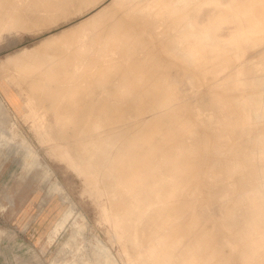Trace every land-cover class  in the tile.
<instances>
[{
  "label": "rangeland",
  "instance_id": "1",
  "mask_svg": "<svg viewBox=\"0 0 264 264\" xmlns=\"http://www.w3.org/2000/svg\"><path fill=\"white\" fill-rule=\"evenodd\" d=\"M146 1V5L144 4L146 8L148 5H152L154 4L153 2H156V0ZM125 2H128L126 3L127 5L125 4ZM263 2L264 0H260L259 2H257V4ZM129 4L130 1H121L114 4L112 3V0H0V22L3 23V25L0 26V98L3 100V107L0 110V264H143L138 252V257L136 256V250L132 246L131 239L124 237V233L120 227L121 225L113 221L111 218L113 209V195L108 193L109 189L107 187L106 181H104L106 179L103 174L98 173L97 176H92V174L90 173H85L78 166L76 158L70 151L69 147L64 144L62 140L60 141V147L54 145L53 136L49 135V133L47 132L46 120L49 111L51 114L50 119L52 118L54 120V124L56 123L58 125L59 122H63V126L66 128L60 131L63 135L66 136L71 133H80L79 127L83 125V117L88 118L90 115V93L92 91L94 98H98L97 101L99 100L98 102L95 101L96 99L94 100L95 103H97L95 108L97 111V107L101 105L100 101L102 99L105 102L109 100H112L114 102L119 98V104L124 107L122 108V111L123 113H125H121L120 115L122 117H125L121 119L123 121V124L118 123V125H121V128L122 126H125L127 128L130 127L129 129L130 131L132 129V134L135 132L132 137L135 138L136 134L137 137H139V142L136 144V148L139 151V156L143 158H139V165H143V167L145 166V170L147 171L153 169V174L164 172V175L167 173L166 175H169L170 177L174 175L177 177L175 179L178 182L175 183L174 181L173 185L174 199L172 198L170 205L168 203L165 206V210L167 213L168 211L173 209L169 212V223L172 226H175L177 222L176 225L179 224L178 226H180L181 224L182 227L184 224L183 228L185 229L186 227V231H188L187 234L190 236L189 238L187 237V240L195 237H207V246L203 250L204 252L202 251L203 257L207 258L204 259L202 257V264H225L228 262H230L231 264L233 263L232 261H234L235 264L236 262H243L241 264H264V254H261L264 253V213L263 211H260L259 213L254 215L255 213L253 211L261 208L262 206L259 202L256 201L257 198H260L258 193H254L252 191V189L254 188L253 179H255L253 171L251 172L250 170H248L249 166H246L248 165V161L244 160V157L249 155L252 160H254L258 165V168L261 169L262 167H264L263 147L256 146L254 151L246 148V146L252 145V140L257 136L256 134L257 132L259 133V130L263 129L261 131L264 132V123H262L263 127L260 124L257 128H247L246 130V126L245 124H243L245 121L244 119L243 121L241 120L243 118L241 117V108L243 111L250 114V111L252 110H260L264 102L263 83L261 81V78L264 75V43L244 40L243 37L238 35V33L235 34L234 32H232V26H227L223 31V34L225 36L232 37V40L218 41V36L216 35L218 23H214L209 26V30L212 36L215 37L214 42L227 48L225 49L224 55H222V58H212L206 65H203L204 67H202L198 63L192 62L193 64H191L188 58L186 57V61L184 58L185 56L183 57L182 54L183 51H188L190 47L189 43L191 42V40L188 37V32L179 34V40L175 43V33L178 32L179 25L173 23V20L171 22V18L169 17V15L158 14L157 12L153 13L154 15H151L149 8H147V10L145 9L146 11L142 10L143 5H140V2V11L139 8H137L136 4V7L135 5L129 7ZM5 5L7 6L6 9H4ZM126 7L127 9L125 10ZM99 10H102L103 12L99 17L94 19L93 15ZM108 10L110 12H108ZM32 11L34 13H32ZM111 11L113 14L111 13ZM146 12L148 13L146 14ZM209 13L210 10H206V15L202 17V21H208L207 16L209 15ZM122 15L123 17L121 18ZM131 15H133L134 17ZM31 16L33 17L31 18ZM165 16L168 18V20H170L169 22H167L168 20H166L167 18ZM106 19L107 21H105ZM131 21H133V25L130 24ZM128 22H130V26L128 25ZM152 27H154V29ZM234 28L236 27L234 26ZM107 29L109 30L108 35ZM150 32L151 34H149ZM126 33L128 34V37L125 35ZM152 33L154 36L152 35ZM132 34H134V36ZM53 35H58L57 40ZM48 37H51L50 40H52V43L49 39L48 41L45 40ZM117 38H120L121 40ZM125 39L126 42L123 43ZM118 40L120 43L119 46L118 43L116 44ZM44 41L47 42V44L49 43V45L47 48L45 47L46 49L44 51H42L38 60L42 61V57L44 58L48 56L50 61L48 65L45 66L40 63H32L33 60L10 62L4 64V61H6L10 56L21 54L25 51L30 52L35 49V47L38 48V45L39 47H41ZM101 45L104 48L103 52H101ZM174 46H176L175 49ZM122 47L124 50L122 49ZM161 47L162 50H160ZM172 48L173 50H178L179 52L173 51ZM177 52L178 54L176 55ZM164 54L165 57L162 56ZM239 56H241L248 62H255L257 64L255 68L258 71L257 73H253L251 75L247 74L246 77L244 76V78L246 79L245 85L244 82L240 84L238 90V92H240L241 94L238 93V97H234L235 93L232 94L231 92L225 91L222 86L226 81V77L229 76V79H231L230 75L232 76V74L235 73L234 71L236 69V63L235 65H233L234 63L230 62L231 60H228L229 57H231L233 59L232 61L234 62L236 59H238ZM181 57H183V59ZM224 57L227 60H225ZM163 59L165 60V62L168 61L167 63L170 68H168V65L164 63ZM144 60L145 62H142ZM194 60L199 61V58L195 57ZM215 61H218V65ZM214 62L216 63V66H214ZM159 63L163 65H160ZM170 64L172 66H170ZM103 65L107 67L105 68ZM133 65L136 66L135 69L133 68ZM164 65L165 67H167L165 68ZM111 66L112 68H110ZM208 66H210L209 69ZM211 67L213 68L210 69ZM215 67L216 70L214 71ZM229 67L231 68V70L229 69ZM106 69L107 75H105V79L104 75H101L102 73H104L103 71H106ZM130 70L132 71L130 75L129 73L126 74V72H130ZM192 70L193 73H191ZM159 72L161 74L165 72L166 74L161 75ZM230 72H232V74ZM139 73L141 74L139 75ZM210 73L213 74L211 75ZM121 74L124 75V77L126 76V80ZM160 75L162 76L161 78L158 77ZM186 75H188L187 77L190 81L188 82L189 84L186 83ZM101 77L103 78L101 79ZM208 77L210 78L209 81L212 80V83L213 81L217 82V87L215 82L214 84H212L208 81ZM213 77L215 78V80H213ZM233 78H235L234 75L232 79ZM120 79L122 80V82L125 80L126 83L124 81L123 84H121L122 82ZM146 79L147 81L145 83ZM217 79H220L222 81H217ZM136 80L138 81L136 82ZM176 81L177 84H175ZM220 82L222 83L220 84ZM117 83L118 85H116ZM132 83H134V86L132 85ZM149 83L151 84V88ZM161 83L164 86L166 85L165 87L167 88H164V86L162 87ZM178 84H180V86ZM108 86L109 89L107 88ZM176 86H178L179 91L178 89H176ZM113 87L118 90L117 95H119V97H115L117 90ZM203 87L206 89H203ZM147 88L150 91L147 90ZM184 88L185 92L183 91ZM120 89L122 92H120ZM132 89L136 90L132 91ZM207 89H209L210 91ZM258 89H260V92ZM76 90H78V92H76ZM97 90L100 91L98 92ZM200 90L201 92L203 91V93L205 92V90L209 92H205V94L202 93L201 96ZM251 90L253 92H249ZM198 91L200 95L199 98L197 95ZM219 91H222L221 93L224 92V94L218 93ZM162 92L165 96L162 94ZM137 93L139 94L138 99H136L138 96ZM140 93L142 97H140ZM190 93H194L193 98L197 95L196 99L191 98ZM94 94L98 95V97ZM170 94L176 96H172ZM231 94L233 96H231ZM30 95L37 97L42 102L43 107H40L37 103L29 104L31 99ZM168 95L170 96L167 98ZM203 95H206V97L204 98ZM208 95L210 97H208ZM187 96L193 99V101H190L189 99L187 102ZM104 97L106 98V100H104ZM143 97L146 98L144 99V102L142 101ZM228 97L231 98V101H233L234 104H232L233 102H229ZM155 98L157 100H155ZM174 98L177 100V102ZM232 98L234 99L232 100ZM61 99L64 100V103H67L65 106H63V109L62 106L59 108ZM164 99L166 100L164 101ZM222 99L223 101L225 100L224 103ZM127 100L129 103H127ZM206 100L209 104L206 102ZM139 101L140 105H138ZM179 101L182 103V105H180L181 103L179 104ZM183 101H186V105ZM130 102H132V104L134 103V105L132 106ZM149 102L153 104L151 105ZM236 102H238L239 104ZM146 104L148 105V107ZM173 104L175 105V107ZM187 104L189 105V108ZM215 104L218 105L216 106ZM170 105L173 106L170 107ZM213 105H215L216 108ZM138 106H140L142 110L138 109ZM150 107L152 108V110ZM166 107H170L171 110L169 109V111H167L168 108ZM46 108L48 109V111ZM125 108L126 110H128V108L131 109L132 111H134V113L131 110L126 111ZM59 109L61 114H59ZM84 109L86 110V113L85 111H83ZM177 109L179 112L177 111ZM190 109L194 112H191ZM96 110L95 112H97ZM161 110L162 113H160ZM187 110L190 113H188ZM231 111L232 113H230ZM70 112L75 115V119L73 122H70L67 119V116L71 114ZM127 112L130 114H128ZM149 112L150 115H152L151 117L149 115ZM3 113L4 115H6L4 116ZM126 113L128 115H126ZM132 114L136 115L134 116L136 118H134ZM52 115H55V118ZM129 115L134 118V120L132 121L133 123L130 121L133 118H131V116ZM157 115H159L158 119ZM172 115H174V117ZM186 115H188V119H186ZM143 117L146 119L143 120ZM147 117L149 119H147ZM203 117H205V119L207 120H205ZM155 118L157 119V121ZM175 119H178V121H176ZM38 120L39 123H37ZM193 120H195V122H193ZM117 121H119V119ZM137 121L140 123H138ZM164 121H166L167 123L165 122L164 124ZM172 121H174L173 124L171 123ZM237 121L240 122L238 123ZM113 122L116 121L113 120ZM142 123H145L146 125L143 127ZM175 123H177L176 125L179 126H176ZM147 125L150 129H148ZM155 125L158 126L155 127ZM133 126L136 127L134 132ZM171 127H173L174 129ZM201 127H204L205 130L203 131ZM151 129L153 130V132ZM201 129L203 131L201 133L202 135L203 133L206 135L208 132L209 134H207L206 136L204 135V137L201 134H199L201 137L198 134H195V136L199 137V139L193 136L195 133L194 131H199L200 133ZM169 130H171L172 132ZM185 131L186 133L190 134L184 133ZM229 131H232L230 132L232 133L231 135L230 133H228ZM237 131L240 133L237 134ZM182 132L186 135L184 136ZM249 132L250 134L247 135V133ZM180 133L182 135H180ZM217 133L219 137L217 136ZM235 133L238 136L235 135ZM143 134H147L146 137L142 136ZM167 134L170 135L167 136ZM243 134L247 137H244ZM155 136L156 139H154ZM179 136H182V139L179 138ZM211 136L214 139V141H212L213 144L211 143ZM147 137L149 138L146 139ZM248 137H250V140L248 139ZM24 139L28 140L33 148L38 152L41 164L33 162V155L29 154L28 147L25 145ZM144 139L146 141H144ZM149 139H151V142ZM64 140H70V138H64ZM163 140L166 143H164V145ZM188 140H190L191 142ZM198 140V143L200 144H197L196 141ZM170 142H172L173 145ZM145 143V146H140V151L139 145H144ZM231 144H233V146H231ZM152 145H154V147ZM158 145H162L161 149H158L160 148ZM170 145H172V147ZM188 145L191 147V150H189L190 147H188ZM199 145L200 148H198ZM212 146H214V149ZM152 148H156L155 150L157 152ZM175 149L178 150L176 151ZM226 149L230 150L227 151ZM210 150L211 152L209 154ZM169 151L173 152L171 153ZM150 152H153L152 154L154 156ZM140 153H142V156L140 155ZM189 154H192V157ZM168 155L171 157H169ZM208 156L210 159L208 158ZM146 158L149 159L148 164L151 159V164L147 165V161L144 162V159L147 160ZM192 158L193 160H195V158L197 159L195 160V163ZM166 159L169 160V162ZM181 159L183 161H181ZM176 162H178L177 165H180L179 167H177ZM179 162L182 164H179ZM184 163L185 165H188L187 167L189 168H187ZM188 163H191V165ZM192 163L195 164V166L192 165ZM197 165H199V167ZM183 166L187 168L186 171ZM193 166L197 170L194 169ZM153 167L159 169H154ZM204 169L208 172V174H206L207 172ZM214 169H216L217 171ZM210 170H214L216 172ZM222 170H224V172ZM240 173H242V175L244 174L243 177L242 175H240ZM215 174L216 176H214ZM249 174L251 176H249ZM150 176L151 177L149 178L148 175L147 178L152 179L153 175L150 174ZM179 176L180 178H178ZM188 178H190L191 180H188ZM237 179L241 180V182H238ZM197 180L200 184H202L200 185ZM206 180L207 182H204ZM56 182L60 183V185H62L66 189L67 193L72 199L75 209L70 207L71 205L69 202L63 201L62 195L58 190H56ZM194 183L195 185H191ZM236 183H238L239 185ZM178 184H180V186ZM183 184L184 186L185 184L186 186H189V193L188 189H186V186L184 187ZM235 185H237V187ZM241 188H245L244 191L246 192L244 193ZM246 188L249 190H247ZM202 189L204 190V192L207 190L205 194H209H207L208 196H206V198H204L205 195H203V193L201 194V192L203 191ZM211 194L214 195V197ZM110 196L112 198H110ZM238 196H241V200L243 199L242 201L245 203H242V201L239 200L240 198ZM209 198L212 200H209ZM207 200L209 202L211 201L209 205V202ZM215 200L218 201H216L217 205L215 204ZM213 204L215 205V207ZM127 205L128 203L125 200L124 196L121 193H118L115 196V206L117 209H119L118 211H121V208ZM168 205L170 206V208ZM212 206L214 210H212ZM216 206H218V208ZM204 207L207 208L205 209ZM216 208L218 209V211ZM236 208L237 210L235 211L234 209ZM198 209H201L202 212ZM186 211L189 214L186 213ZM261 212L262 214H260ZM79 213L83 216H79ZM173 213L175 214L173 215ZM210 213L213 214H211L212 217L210 216V219H208L207 216H209ZM217 213L220 217H217L218 215L215 216V214ZM230 213L232 215L234 214L235 216H231ZM247 215L249 216L247 217ZM252 215L256 217H254L253 219V217H251ZM228 216H231L235 219H232L231 217L229 219ZM190 217L193 219L196 217V219L194 220L195 224L199 219L197 222L198 225H194V221H192L193 219L189 220ZM215 218H217V220L220 218L218 220L219 224L217 223L218 221ZM221 218L222 222H220ZM223 218L225 219V222L227 221L226 223H224V226ZM202 223L204 225L200 227ZM214 223H217L218 225ZM211 224L213 225L211 226L212 228L210 227ZM218 227V230H220L219 233L217 230ZM222 229L223 232H221ZM224 229L226 230V233H231H228L229 235H231V238L234 237L232 240L238 239L237 241L235 240V242L241 243L242 247L240 244H236L231 239L229 240L228 238L230 237L227 236L228 234L225 235L226 233H224ZM238 229L239 231H241V233H239ZM198 230L199 232L197 233ZM218 234L219 236H217ZM222 234L227 237L225 238V236H222ZM248 234H251V236ZM220 235L222 236V238ZM211 236L213 239L211 238ZM241 237L243 238V240ZM214 239L216 242L215 245L213 241ZM245 239H248L250 242H247L248 240ZM216 240L218 241V243ZM222 241L229 249L224 246V243ZM249 246H251L252 249ZM130 247L131 249H133L131 250ZM105 248L109 251L108 255L106 254ZM215 248L217 249L215 250ZM242 249L245 250L246 253L243 252ZM239 250H241V255L240 252L238 253ZM133 251L135 252L133 253ZM209 252L213 254L210 255ZM207 253L209 254V256L207 255ZM227 253L229 254L228 257ZM238 254L239 257L237 256ZM208 257H210L211 259H208Z\"/></svg>",
  "mask_w": 264,
  "mask_h": 264
},
{
  "label": "bare ground",
  "instance_id": "2",
  "mask_svg": "<svg viewBox=\"0 0 264 264\" xmlns=\"http://www.w3.org/2000/svg\"><path fill=\"white\" fill-rule=\"evenodd\" d=\"M8 1V0H7ZM81 1V0H80ZM104 1V0H103ZM121 1H130V4H129V7L130 6H132V5H137V8H139V2H140V5L142 4L143 6H142V10H147V8H149V11H150V13H151V15L153 14V13H155V12H157L158 14H164V15H169V17L171 18V22H172V20L174 21L173 23H176V25L178 24L179 25V30H178V32L177 33H175L176 34V36H175V39H174V41H175V43L176 42H178V40H179V34H182V33H186V32H188V37L190 38V40H191V42L189 43L190 44V47H189V49H188V51H186V52H182V54H183V57L185 58V60L187 61V59H186V57L188 58V60L190 61V63L191 64H193V63H198L199 65H201L202 67H204L203 65H206L212 58L214 59V58H217V57H221L222 58V55H224V53H225V49H227L226 47H224V46H222V45H219V44H217L216 42H214V39H215V37L214 36H212V34H211V32H210V30H209V26L210 25H212V24H214V23H218L217 24V39H218V41H220V40H225V41H231L232 40V37H228V36H225L224 34H223V31H224V29L227 27V26H232V32H234L235 34L236 33H238V35L239 36H241V37H243V39L244 40H246V41H250V42H258V43H264V2L263 3H260V4H257V2H259L260 0H156V2H153L154 4H152V5H148L147 6V8L144 6V4H145V1L146 0H112V3H114V4H116L117 2H121ZM12 2V1H11ZM147 2V1H146ZM126 3H128V2H125V4ZM88 4V3H87ZM7 5V4H6ZM4 6V9H6V7L7 6ZM48 5V4H47ZM76 5V4H75ZM99 5V4H98ZM110 5V4H109ZM127 5V4H126ZM136 5H135V7H136ZM146 5V4H145ZM51 6V5H50ZM16 7V6H15ZM86 7V6H85ZM112 7V6H111ZM21 8V7H20ZM63 8V7H62ZM109 8V7H108ZM41 9V8H40ZM51 9V8H50ZM66 9V8H65ZM69 9V8H68ZM127 9V7L125 8V10ZM7 10H8V8H7ZM89 10V9H88ZM113 10V9H112ZM116 10V9H115ZM141 10V11H142ZM145 10V11H146ZM206 10H210V13H209V15L207 16L208 17V21H202V17H204L206 14ZM43 11V10H42ZM45 11V10H44ZM64 11V10H63ZM117 11V10H116ZM119 11V10H118ZM139 11H140V8H139ZM103 11L102 10H99L98 12H96L94 15H93V18L94 19H96L97 17H99L100 15H101V13H102ZM108 12H110L109 10H108ZM120 12V11H119ZM125 12H127V11H125ZM138 12V11H137ZM0 13H1V11H0ZM5 13V12H4ZM32 13H34L33 11H32ZM46 13V12H45ZM111 13H112V11H111ZM123 13V12H122ZM148 12H146V14H147ZM19 14H20V10H19ZM30 14V13H29ZM113 14V13H112ZM128 14V13H127ZM145 14V15H146ZM3 15V14H2ZM91 15V16H92ZM121 15V14H120ZM119 15V16H120ZM138 15V14H137ZM145 15H143V16H145ZM154 15V14H153ZM112 16V15H111ZM131 16H133V15H131ZM20 17H21V15H20ZM33 16H31V18H32ZM123 17V15L121 16V18ZM134 17V16H133ZM147 17V16H146ZM155 17H157V16H155ZM166 17V16H165ZM19 18V17H18ZM30 18V19H31ZM35 18V17H34ZM45 18V17H44ZM69 18V17H68ZM91 18V17H90ZM107 18H108V16H107ZM167 18V17H166ZM52 19V18H51ZM87 19V18H86ZM135 19H136V17H135ZM135 19H134V21H135ZM156 19H158V18H156ZM20 20V19H19ZM47 20H48V18H47ZM92 20V19H91ZM131 20V19H130ZM150 20V19H149ZM166 20H168V18L166 19ZM105 21H107V19L105 20ZM105 21H104V23H105ZM136 21H138V20H136ZM170 20H168L167 22H169ZM17 22H18V20H17ZM123 22V21H122ZM140 22V21H139ZM142 22V21H141ZM170 22V23H171ZM108 23V22H107ZM129 23L130 22H128V25H129ZM133 23V21H131V23L130 24H132ZM120 24H121V22H120ZM136 24V23H135ZM134 24V25H135ZM138 24V23H137ZM1 25H3V23L2 22H0V26ZM58 25V24H57ZM133 25V24H132ZM147 25V24H146ZM170 25V24H169ZM15 26H16V24H15ZM14 26V27H15ZM19 26V25H18ZM32 26V25H31ZM34 26V25H33ZM85 26V25H84ZM130 26V25H129ZM145 26V25H144ZM234 26L236 27V28H234ZM13 27V26H12ZM81 27V26H80ZM79 27V28H80ZM108 27V26H107ZM137 27V26H136ZM128 28V27H127ZM153 29H154V27H152ZM234 28V29H233ZM247 28H249V29H247ZM15 29V28H14ZM67 29V28H66ZM125 29H126V27H125ZM148 29H149V27H148ZM151 30V29H150ZM108 29H107V35H108ZM140 31V30H139ZM80 32H81V30H80ZM72 33V32H71ZM77 33H78V31H77ZM105 33H106V29H105ZM149 34H151V32L149 33ZM1 35V34H0ZM69 35H70V33H69ZM106 35V34H105ZM126 36L128 35L127 33L125 34ZM124 35V36H125ZM133 36H134V34H132ZM152 35H153V33H152ZM157 35V34H156ZM167 35V34H166ZM54 36V35H53ZM57 36L58 35H55L54 37H56V40H57ZM77 36V35H76ZM125 36V37H126ZM139 36V35H138ZM154 36V35H153ZM182 36V35H181ZM59 37H60V35H59ZM72 37V36H71ZM102 37V36H101ZM128 37V36H127ZM126 37V38H127ZM173 37H174V35H173ZM51 38V37H50ZM50 38L48 37V38H44L45 40H47L48 41V39L50 40ZM73 38V37H72ZM103 38V37H102ZM238 38V37H237ZM59 39V38H58ZM64 39V38H63ZM117 39H120V38H117ZM129 39H130V36H129ZM60 40V39H59ZM121 40V39H120ZM150 40V39H149ZM51 41V43H52V40H50ZM54 41H55V38H54ZM71 41V40H70ZM124 41V40H123ZM147 41H148V38H147ZM154 41V40H153ZM68 42H69V39H68ZM126 42V39H125V41L123 42V43H125ZM146 42V41H145ZM151 42H152V40H151ZM167 42V41H166ZM42 43V42H41ZM71 43V42H70ZM118 43V46L120 45V43H119V40L116 42V44ZM46 44H47V42H45L44 41V43L41 45V47H39V45H38V48L37 47H35V49H33L32 51H25V52H23V53H21V54H16V55H13V56H10L6 61H4V64L5 63H10V62H21V61H25V60H33L32 61V63H40V64H42V65H48V63L50 62L49 61V58H48V56H46V57H42V61H39L38 60V58L40 57V55H41V53H42V51H44L47 47H48V45H49V43L47 44V46H46ZM106 44H107V40H106ZM122 44V43H121ZM127 44V43H126ZM149 44H150V42H149ZM157 44V43H156ZM155 44V45H156ZM165 44V43H164ZM178 44V43H177ZM124 45V44H123ZM158 45V44H157ZM239 45V44H238ZM166 46V45H165ZM46 47V48H45ZM132 47V46H131ZM152 47V46H151ZM178 47V46H177ZM100 48H101V52H103L104 51V48L102 47V45L100 46ZM116 48V47H115ZM118 48V47H117ZM171 48V47H170ZM169 48V49H170ZM176 48V46H174V49ZM78 49V48H77ZM122 49H123V47H122ZM127 49V48H126ZM134 49V48H133ZM180 49H181V47H180ZM66 50H67V46H66ZM124 50V49H123ZM122 50V51H123ZM160 50H162V47L160 48ZM172 50H173V48H172ZM76 51V50H75ZM173 51H175V50H173ZM172 51V52H173ZM176 51H178V50H176ZM175 51V52H176ZM84 52V51H83ZM132 52V51H131ZM162 52V51H161ZM164 52V51H163ZM179 52V51H178ZM178 52L176 53V55L178 54ZM124 53H125V51H124ZM130 53V52H129ZM137 53H138V51H137ZM68 54V53H67ZM72 54H73V52H72ZM154 54V53H153ZM159 54H161V53H159ZM166 54V53H165ZM165 54L164 55H162L163 57H165ZM227 54V53H226ZM225 54V55H226ZM145 55V54H144ZM143 55V56H144ZM173 55H174V53H173ZM229 55V54H228ZM227 55V56H228ZM233 55V54H232ZM92 56V55H91ZM161 56V55H160ZM166 56H168V55H166ZM169 56H172V55H169ZM179 56V55H178ZM180 56H182V55H180ZM226 56V57H227ZM235 56V55H234ZM64 57H66V56H64ZM174 57V56H173ZM176 57V56H175ZM183 57H181L182 59H183ZM195 57H198L199 58V61H195L194 60V58ZM34 58V59H33ZM76 58V57H75ZM91 58H93V57H91ZM130 58V57H129ZM181 58H180V60H181ZM225 58V57H224ZM236 58V57H235ZM128 59V58H127ZM126 59V60H127ZM160 59V58H159ZM165 59V58H164ZM163 59V60H164ZM169 59V58H168ZM138 60V59H137ZM155 60H156V58H155ZM223 60V59H222ZM221 60V61H222ZM225 60H227L226 58H225ZM228 60H231L230 62H232V63H234L233 65H235V63H236V69H235V73L234 74H232V72H230L231 74H232V76L230 75V78L231 79H229V76H227L228 77V80H227V77H226V83L224 82V84H223V86H222V88H224V90L225 91H228V92H231L232 94L233 93H235L234 94V97H238L237 96V94L238 93H240V92H238V90H239V86H240V84H242L243 82H244V85H245V81H246V79L244 78V76L246 77V75L248 74H253V73H257V71L258 70H256V68H255V66L257 65L255 62H248V61H246V60H244L241 56H239L238 57V59H236L234 62L232 61L233 59L231 58V57H229V59ZM84 61V60H83ZM90 61V60H89ZM184 61V60H183ZM185 61V62H186ZM189 61H188V63H189ZM137 62V61H136ZM142 62H145V60L144 61H142ZM168 61H166L165 62V60H164V63L166 64V65H168V63H167ZM171 62V61H170ZM182 62V61H181ZM193 62V63H192ZM216 63H217V65H218V61H215ZM214 62V63H215ZM220 62V61H219ZM226 62V61H225ZM228 62V61H227ZM91 63V62H90ZM162 63V62H161ZM161 63H159L160 65H163V64H161ZM174 63H176V62H174ZM173 63V64H174ZM180 63V62H179ZM213 63V64H214ZM216 63L214 64V66H216ZM229 63V62H228ZM108 64V63H107ZM139 64H141V63H139ZM138 64V65H139ZM146 64H147V62H146ZM151 64V63H150ZM150 64H149V66H150ZM181 64V63H180ZM179 64V65H180ZM88 65V64H87ZM143 65V64H142ZM177 65V64H176ZM179 65H178V68H179ZM184 65H185V63H184ZM187 65V64H186ZM224 65H227V64H224ZM223 65V66H224ZM229 65V64H228ZM104 66V65H103ZM134 66V65H133ZM159 66V65H158ZM170 66H172L171 64H170ZM175 66V65H174ZM173 66V67H174ZM181 66V65H180ZM211 66H212V64H211ZM220 66V65H219ZM105 68L107 67V66H104ZM114 67V66H113ZM164 67H165V65H164ZM167 67V66H166ZM165 67V68H166ZM209 67L210 66H208V69H209ZM222 67V66H221ZM232 67V66H231ZM110 68H112V66L110 67ZM115 68H116V66H115ZM134 69L136 68V66H134L133 67ZM154 68H155V66H154ZM153 68V69H154ZM168 68H170L169 67V65H168ZM182 68V67H181ZM189 68V67H188ZM213 67H211L210 69H212ZM220 68V67H219ZM218 68V69H219ZM235 68V67H234ZM94 69V68H93ZM137 69H138V67H137ZM136 69V70H137ZM161 69V68H160ZM183 69H184V67H183ZM229 69L231 70V68L229 67ZM111 70V69H110ZM113 70V69H112ZM135 70V71H136ZM170 70V69H169ZM185 70H186V68H185ZM184 70V71H185ZM216 70V67H215V69H214V71ZM119 71V70H118ZM134 71V70H133ZM162 71V70H161ZM180 71V70H179ZM205 71H206V69H205ZM213 71V70H212ZM104 73H102V75L101 76H103L104 75V77H105V79H106V76L105 75H107V69H106V71H103ZM132 71L130 70V72L129 71H127L126 72V74L127 73H129V75H130V73H131ZM163 72V71H162ZM177 72V71H176ZM181 72V71H180ZM190 72V71H189ZM113 73V72H112ZM124 73V72H123ZM135 73V72H134ZM160 73V72H159ZM183 73V72H182ZM187 73V72H186ZM191 73H193V70H192V72ZM208 73V72H207ZM216 73V72H215ZM114 74V73H113ZM118 74V73H117ZM120 74V73H119ZM125 74V75H126ZM141 73H139V75H140ZM155 74H156V71H155ZM161 74V73H160ZM162 74H166L165 72L164 73H162ZM161 74V75H162ZM200 74V73H199ZM202 74V73H201ZM211 74V73H210ZM213 74V73H212ZM211 74V75H212ZM100 75H98V76H100ZM108 75H109V73H108ZM111 75V74H110ZM122 75V74H121ZM137 75V74H136ZM145 75H146V73H145ZM158 76V77H162V76ZM173 75V74H172ZM233 75H234V77L235 78H233L232 79V77H233ZM123 77H124V75H122ZM188 75H186V77H187ZM193 76V75H192ZM203 76V75H202ZM122 77V78H123ZM126 77V76H125ZM125 77H124V79H125ZM134 77V76H133ZM154 77V76H153ZM164 77V76H163ZM176 77V76H175ZM201 77V76H200ZM103 77H101V79H102ZM121 78V79H122ZM129 78V77H128ZM127 78V79H128ZM136 78H137V76H136ZM140 78V77H139ZM157 78V77H156ZM190 78V77H189ZM203 78V77H202ZM100 79V80H101ZM109 79V78H108ZM120 79V80H121ZM123 79V80H124ZM186 79V78H185ZM184 79V80H185ZM187 79H188V77H187ZM186 79V83L187 84H189L188 82H190L189 81V79L187 80ZM209 77H208V81H209ZM98 80V79H97ZM126 80V79H125ZM124 80V81H125ZM151 80V79H150ZM157 80V79H156ZM163 80H164V78H163ZM204 80V79H203ZM202 80V81H203ZM213 80H215V78L213 77ZM218 80H220V79H217V81ZM123 81V82H124ZM135 81V80H134ZM133 81V82H134ZM138 80H136V82H137ZM146 81H147V79L145 80V83H146ZM206 81V80H205ZM212 81V80H211ZM211 81H209V82H211ZM220 81H222V80H220ZM223 81H224V79H223ZM261 81H262V83H263V90H264V75H263V77L261 78ZM121 82H122V80H121ZM123 82L121 83V84H123ZM174 82V81H173ZM172 82V83H173ZM181 82V81H180ZM214 82L216 83V87H217V82L216 81H213V83L212 84H214ZM125 83H126V81H125ZM152 83V82H151ZM183 83H184V81H183ZM222 82H220V84H221ZM130 84V83H129ZM134 83H132V85H133ZM150 84V83H149ZM162 84V83H161ZM175 84H177V81H176V83ZM203 84H204V82H203ZM219 84V85H220ZM116 85H118V83L116 84ZM132 85H130V86H132ZM157 85V84H156ZM179 86H180V84H178ZM219 85H218V87H219ZM75 86H77V85H75ZM120 86V85H119ZM134 86V85H133ZM136 86V85H135ZM164 85L162 84V87H163ZM166 86V85H165ZM164 86V88H167V87H165ZM187 86V85H186ZM191 86V85H190ZM189 86V87H190ZM209 86H211V85H209ZM87 87V86H86ZM177 88L176 89H178V91H179V88H178V86H176ZM192 87V86H191ZM194 87V86H193ZM196 87V86H195ZM205 87V86H204ZM203 87V89H206V88H204ZM85 88V87H84ZM88 88V87H87ZM108 89H109V86L107 87ZM112 88V87H111ZM113 88H115V87H113ZM120 88V87H119ZM133 88H135V87H133ZM145 88H146V86H145ZM145 88H142V89H145ZM150 88H151V84H150ZM153 88V87H152ZM155 88V87H154ZM164 88H163V90H164ZM188 88V87H187ZM199 88V87H198ZM116 89V88H115ZM114 89V90H115ZM182 89V88H181ZM202 89V90H203ZM86 90V89H85ZM88 90V89H87ZM94 90V89H93ZM107 90V89H106ZM117 90V89H116ZM133 90H136V89H132V91ZM147 90H149L148 88H147ZM157 90V89H156ZM191 90H192V88H191ZM207 90H209V89H207ZM255 90V89H254ZM259 90V92H260V89H258ZM258 90H256V91H258ZM263 90H261V91H263ZM98 91V90H97ZM96 91V92H97ZM100 91V90H99ZM98 91V92H99ZM110 91V90H109ZM113 91V90H112ZM150 91V90H149ZM159 91V90H158ZM169 91V90H168ZM183 91L185 92V88L183 89ZM187 91V90H186ZM204 91V90H203ZM203 91L201 92V90H200V92H201V96H202V93H203ZM210 91V90H209ZM209 91H206L205 90V92H209ZM75 92V91H74ZM76 92H78V90H76ZM83 92H84V89H83ZM93 92V91H92ZM90 93L91 94V100H90V103H91V109H90V111H89V113H90V115H89V117L88 118H85V117H83V122H82V126L81 127H79V130H80V133H77V134H69V135H63L60 131H62L65 127L63 126V122H59V124L57 125L56 123L54 124V120L51 118L50 119V116H51V114H50V112L48 111V109H47V111H48V117H47V120H46V128H47V132L49 133V135H52L53 136V138H54V142H53V144L54 145H56V146H58V147H60V141L62 140V142L64 143V144H66L68 147H69V149H70V151L72 152V154L75 156V158H76V161H77V164H78V166L85 172V173H90V174H92V176H97V174L98 173H102L103 174V176L105 177V179L106 180H104V181H106V184H107V187H108V189H109V191H108V193H110V194H112L113 195V209H112V214H111V218H112V220L113 221H115V222H117V223H119L121 226V230L123 231V235H124V237L125 238H130L131 239V243H132V246L134 247V249L136 250V256L138 255L137 254V252L139 253V257H141V260H142V263L143 264H200V261H201V264L203 263L202 262V260L201 259H203L204 257H203V254H202V251L205 249V247L207 246V237H205V236H203V237H195V238H191V239H189V240H187V237L189 238L190 236L187 234L188 233V231H186V227H185V229L183 228L184 227V224H183V227L181 226V224H180V226H178V225H176L177 224V222H176V224H175V226L173 225H171L170 223H169V212L170 211H172V210H170V211H168V209H167V213H166V210H165V206L169 203V205H170V202H171V200H172V198H173V196H174V191H173V185H174V181H175V183L176 182H178V181H176V179L175 178H177L175 175L174 176H172V177H170L169 175H164V172H162V173H159V174H157V173H154L153 174V169H150V170H145V166L143 167V165L141 166V165H139V158H141L140 156H139V151L137 150V148H136V144L139 142V137H137V134H136V137L135 138H133L132 136H133V134H135V132H134V130H135V128L136 127H134L133 126V134H132V129H131V131H130V127L129 128H127V127H125V126H122V128H121V125H118V123H122L123 124V121L121 120L122 118H124V117H122L120 114L121 113H123V111H122V108H124L121 104H119V98L116 100V101H112V100H109V101H107V102H105V101H103V99L100 101V104L101 105H99L98 107H97V109H98V111L95 109L96 108V104L97 103H95V101H97V99L96 98H94V96H93V93ZM97 92V93H98ZM117 92H118V90L116 91V95H115V97H119V95H117ZM120 92H122L121 91V89H120ZM141 92V91H140ZM144 92H147V91H144ZM152 92H153V89H152ZM155 92V91H154ZM171 92V91H170ZM180 92H181V90H180ZM188 92V91H187ZM191 92V91H190ZM193 92H194V90H193ZM205 92L203 93V94H205ZM222 92V91H221ZM220 91L218 92V93H221ZM249 92H253L252 90L251 91H249ZM101 93V92H100ZM151 93V92H150ZM166 93V92H165ZM177 93V92H176ZM114 94V93H113ZM138 94V93H137ZM143 94V93H142ZM154 94V93H153ZM162 94H163V92H162ZM169 94V93H168ZM184 94V93H183ZM191 94V93H190ZM190 94H189V96H190ZM196 94V93H195ZM209 94V93H208ZM210 94H211V92H210ZM221 94H224V92L223 93H221ZM231 94V96H233ZM241 94V93H240ZM67 95H68V93H67ZM94 95H96V94H94ZM102 95V94H101ZM146 95V94H145ZM144 95V96H145ZM164 95V94H163ZM170 95H172V94H170ZM170 95H168L167 96V98L170 96ZM179 95H181V94H179ZM193 95H194V93H192L191 94V98H193ZM198 98L200 97V95H199V91H198ZM196 95V96H197ZM217 95V94H216ZM220 95V94H219ZM227 95V94H226ZM239 95V94H238ZM31 96V95H30ZM70 96V95H69ZM97 97H98V95H96ZM128 96H129V94H128ZM158 96V95H157ZM165 96V95H164ZM172 96H176V95H172ZM189 96H187V102H188V100L190 99V101L192 100L193 101V99L195 98L196 99V96H194V98L193 99H191V98H189ZM99 97H100V95H99ZM134 97V96H133ZM138 97H139V94H138V96H137V98L136 99H138ZM140 97H142L141 96V93H140ZM203 97L205 98L206 97V95L204 96L203 95ZM208 97H210L209 95H208ZM151 98H152V96H151ZM211 98H213V97H211ZM210 98V99H211ZM216 98V97H215ZM229 98V97H228ZM88 99V98H87ZM96 99V100H95ZM132 99V98H131ZM136 99H134V100H136ZM140 99V98H139ZM144 99H146V98H144L143 97V102H144ZM147 99H148V97H147ZM154 99V98H153ZM163 99V98H162ZM175 99V98H174ZM173 99V100H174ZM186 99V98H185ZM203 99V98H202ZM210 99H208V100H210ZM234 98H232V100H233ZM236 99V98H235ZM258 99V98H257ZM95 100V101H94ZM104 100H106V98L104 97ZM155 100H157L156 98H155ZM166 99H164V101H165ZM176 100V99H175ZM199 100V99H198ZM197 100V101H198ZM204 100V99H203ZM227 100V99H226ZM229 100V102H233V101H231V98H229L228 99ZM99 101V100H98ZM97 101V102H98ZM146 101V100H145ZM200 101V100H199ZM222 101H223V99H222ZM225 101V100H224ZM224 101H223V103H224ZM234 101H236V100H234ZM263 101H264V96H263ZM176 102H177V100H176ZM184 102V104L186 105V101H183ZM206 102H207V100H206ZM211 102V101H210ZM33 103H37L40 107L42 106L43 107V104H42V102L37 98V97H35V96H31V99H30V102H29V104H33ZM127 103H129L128 102V100H127ZM131 104H132V102H130ZM137 103V102H136ZM150 103V102H149ZM181 102L179 101V104H180ZM197 103V102H196ZM201 103V102H200ZM204 103H205V101H204ZM208 103V102H207ZM236 103H238V102H236ZM67 103H64V100L63 99H61L60 100V103H59V108L62 106V109H63V106H65ZM151 104V103H150ZM153 104V103H152ZM151 104V105H152ZM175 104V103H174ZM173 104V105H174ZM189 104V103H188ZM187 104V105H188ZM190 104H191V102H190ZM189 104V105H190ZM192 104H194V103H192ZM209 104V103H208ZM208 104H205V105H208ZM212 104V103H211ZM214 104V103H213ZM232 104H234V102L232 103ZM239 104V103H238ZM134 105V103L132 104V106ZM138 105H140V101H139V103H138ZM147 105V104H146ZM164 105V104H163ZM172 105V106H173ZM180 105H182V103L180 104ZM189 105H188V108H189ZM200 105V104H199ZM201 105H203V104H201ZM216 105V104H215ZM215 105H213V106H215ZM218 105V104H217ZM216 105V106H217ZM236 105V104H235ZM126 106V105H125ZM132 106H131V108H132ZM144 106V105H143ZM171 105H170V107H172ZM184 106V105H183ZM182 106V107H183ZM216 106H215V108H216ZM238 106V105H237ZM3 107V100L0 98V110H1V108ZM135 107H137V106H135ZM147 107H148V105H147ZM152 107V106H151ZM150 107V108H151ZM170 107H166V108H168V110L167 111H169V109L171 110V108ZM174 107H175V105H174ZM173 107V108H174ZM179 107H181V106H179ZM191 107V106H190ZM203 107V106H202ZM209 107V106H208ZM90 108V107H89ZM186 108V107H185ZM219 108V107H218ZM61 109V110H62ZM138 109H141L140 108V106H138ZM137 109V110H138ZM260 109V108H259ZM95 110L97 111V112H95ZM125 110H126V108H125ZM129 110H131V109H129L128 108V110H126V111H129ZM142 110V109H141ZM151 110H152V108H151ZM189 110V109H188ZM187 110V111H188ZM207 110V109H206ZM210 110H211V108H210ZM219 110V109H218ZM233 110V109H232ZM59 111V114H61L60 113V109L58 110ZM83 111H85V113H86V110L84 109ZM120 111H122V112H120ZM132 111V110H131ZM135 111H136V108H135ZM156 111V110H155ZM166 111V110H165ZM166 111V112H167ZM175 111V110H174ZM173 111V112H174ZM177 111H178V109H177ZM190 111L192 112L193 110H191L190 109ZM230 111V110H229ZM3 112V111H2ZM73 112V111H72ZM72 112H70L71 114H69L68 116H67V119H68V121H70V122H73L74 121V119H75V115L72 113ZM81 112H82V110H81ZM120 112V113H119ZM133 113H134V111H132ZM152 112V111H151ZM179 112V111H178ZM194 112V111H193ZM234 112V111H233ZM239 112H240V109H239ZM241 117H243L241 120L243 121V119H244V123L243 124H245V126H246V130H247V128H250V129H252V128H257L260 124H261V126H262V123H264V102H263V105L261 106V109L260 110H258V111H254V110H252V111H250V114L249 113H246L245 111H243L242 110V108H241ZM4 113H6V112H4ZM4 113H3V115H4ZM119 113V114H118ZM128 113V112H127ZM126 113V115H128V114H130V113H128L127 114ZM136 113V112H135ZM156 113H158V112H156ZM160 113H162V110H161V112ZM176 113V112H175ZM188 113H190L189 111H188ZM230 113H232V111L230 112ZM54 114V113H53ZM62 114H63V112H62ZM123 114H125V113H123ZM137 114V113H136ZM142 114V113H141ZM148 114V113H147ZM180 114H182V113H180ZM239 114V113H238ZM6 115V114H5ZM4 115V116H5ZM139 115V114H138ZM149 115H150V112H149ZM165 115V114H164ZM171 115V114H170ZM190 115H192V114H190ZM209 115V114H208ZM52 116H54V118H55V115H52ZM129 116H131V115H129ZM132 116L134 117V116H136V115H133L132 114ZM131 116V118H133ZM147 116V115H146ZM152 115H150V117H151ZM156 116V115H155ZM158 116L159 115H157V119H158ZM166 116V115H165ZM173 117H174V115H172ZM176 116V115H175ZM194 116V115H193ZM192 116V117H193ZM7 117V116H6ZM168 117H169V115H168ZM186 119H188L189 117H188V115H186ZM217 117V116H216ZM239 117V116H238ZM5 118V117H4ZM80 118V117H79ZM126 118H127V116H126ZM130 118V117H129ZM134 118H136V117H134ZM134 118L132 119V120H130L131 122L134 120ZM195 118V117H194ZM193 118V119H194ZM204 119H205V117H203ZM6 119H8V118H6ZM119 119V121H117ZM138 119V118H137ZM143 120L144 119H146V118H142ZM147 119H149L148 117H147ZM156 119V118H155ZM157 119H156V121H157ZM172 119V118H171ZM184 119V118H183ZM192 119V118H191ZM190 119V120H191ZM200 119V118H199ZM203 119V120H204ZM113 120L114 121H116V122H113ZM136 120V119H135ZM176 120V119H175ZM196 120V119H195ZM195 120H193V122H195ZM197 120H198V118H197ZM196 120V121H197ZM205 120H207V119H205ZM5 121V120H4ZM126 121H128V120H126ZM176 121H178V119L176 120ZM175 121V122H176ZM187 121H189V120H187ZM216 121H218V120H216ZM138 122V121H137ZM145 122V121H144ZM151 122H152V120H151ZM165 122L166 121H164V124H165ZM181 122V121H180ZM205 122V121H204ZM221 122H223V121H221ZM234 122V121H233ZM238 122V121H237ZM240 122V121H239ZM238 122V123H239ZM5 123V122H4ZM37 123H39V120H38V122ZM133 123V122H132ZM138 123H140V122H138ZM167 123V122H166ZM172 124L174 123V121H172L171 122ZM183 123V122H182ZM185 123H188V122H185ZM207 123V122H206ZM220 123V122H219ZM226 123V122H225ZM129 124V123H128ZM143 124V127L146 125L145 123H142ZM169 124V123H168ZM177 123H175V125H176ZM184 124V123H183ZM191 124H192V122H191ZM199 124V123H198ZM235 124H236V122H235ZM241 124H242V122H241ZM149 125V124H148ZM148 125H147V127H148ZM159 125V124H158ZM158 125H155V127L156 126H158ZM201 125H203V124H201ZM207 125V124H206ZM164 126V125H163ZM167 126V125H166ZM176 126H179V125H176ZM199 126V125H198ZM231 126V125H230ZM242 126V125H241ZM260 126V127H261ZM137 127H139V126H137ZM151 127V126H150ZM170 127V126H169ZM197 127V126H196ZM216 127V126H215ZM234 127V126H233ZM236 127V126H235ZM239 127V126H238ZM263 127V126H262ZM261 127V128H262ZM142 128V127H141ZM160 128V127H159ZM167 128V127H166ZM171 128H173V127H171ZM177 128V127H176ZM175 128V129H176ZM198 128V127H197ZM202 128V127H201ZM213 128V127H212ZM225 128V127H224ZM227 128V127H226ZM264 128V127H263ZM66 129V128H65ZM139 129V128H138ZM144 129H146V128H144ZM148 129H150L149 127H148ZM157 129H158V127H157ZM162 129V128H161ZM163 129H165V128H163ZM168 129V128H167ZM166 129V130H167ZM174 129V128H173ZM178 129V128H177ZM194 129V128H193ZM192 129V130H193ZM200 129V128H199ZM203 129V131L205 130L204 129V127L202 128ZM202 129H201V132L199 133V131L198 132H196V131H194L193 133H194V135H193V133H192V135L193 136H195V134L197 135H199V134H201L203 131H202ZM207 129V128H206ZM237 129V128H236ZM241 129H243V128H241ZM260 129V128H259ZM152 130V129H151ZM154 130H155V128H154ZM184 130V129H183ZM261 130H263V129H261ZM261 130H259V133L257 132V136L255 137V138H253V140H252V145L251 146H246V148H249L250 150H252V151H254V149L256 148V146H260V147H263V149H264V132L263 131H261ZM136 131H137V129H136ZM150 131V130H149ZM163 131V130H162ZM165 131V130H164ZM169 131H171V130H169ZM208 131H209V129H208ZM240 131V130H239ZM242 131V130H241ZM245 131V130H244ZM151 132V131H150ZM152 132H153V130H152ZM151 132V133H152ZM172 132V131H171ZM188 132H190V131H188ZM230 132H232V131H229L228 133H230ZM184 133H186V131L184 132ZM183 132H182V134H184ZM212 133V132H211ZM238 133H240V132H238L237 131V134ZM246 133V132H245ZM140 134V133H139ZM160 134V133H159ZM166 134V133H165ZM181 133H180V135H182ZM186 134H190V133H186ZM186 134H184V136L186 135ZM207 134H209V132L207 133ZM206 134V135H207ZM232 133H230V135H231ZM236 133H235V135H237ZM250 134V132L249 133H247V135H249ZM146 135L147 134H143L142 136H145L146 137ZM153 135V134H152ZM168 135H170V134H167V136ZM202 135V134H201ZM204 133H203V137H204ZM205 135V136H206ZM211 135H213V134H211ZM234 135V136H235ZM241 135V134H240ZM239 135V136H240ZM244 135V134H243ZM254 135V134H253ZM174 136V135H173ZM176 136V135H175ZM200 136V135H199ZM217 136H218V133H217ZM216 136V137H217ZM238 136V135H237ZM236 136V137H237ZM255 136V135H254ZM144 137V138H145ZM150 137H151V135H150ZM195 137H197V136H195ZM201 137V136H200ZM209 137H210V135H209ZM219 137V136H218ZM232 137V136H231ZM244 137H247V136H245L244 135ZM64 138H70V140H64ZM141 138V137H140ZM149 137H147L146 139H148ZM160 138V137H159ZM159 138H157V139H159ZM179 138H181L182 139V136L180 137L179 136ZM178 138V139H179ZM198 139H199V137H197ZM211 138H212V136H211ZM235 138V137H234ZM137 139H138V141H137ZM154 139H156V136L154 137ZM161 139V138H160ZM201 139V138H200ZM238 139H239V137H238ZM245 139V138H244ZM248 139L250 140V137H248ZM141 140V139H140ZM150 140V142H151V139H149ZM167 140V139H166ZM208 140V139H207ZM242 140V139H241ZM142 141V140H141ZM140 141V142H141ZM144 141H146L145 139H144ZM188 141H190V140H188ZM187 141V142H188ZM212 141H214V139L212 138L211 139V143L213 144V142ZM235 141V140H234ZM247 141V140H246ZM168 142V141H167ZM177 142H179V141H177ZM176 142V143H177ZM191 142V141H190ZM197 142V144H200V143H198L199 142V140L198 141H196ZM215 142H216V140H215ZM225 142V141H224ZM232 142V141H231ZM237 142H239V141H237ZM24 143H25V145L28 147V152H29V154L30 155H33V162L34 163H37V164H41V162H40V160H39V154H38V152L33 148V146L28 142V140H26V139H24ZM142 143V142H141ZM164 140H163V145H164ZM171 144H172V142H170ZM184 143V142H183ZM210 143V144H211ZM229 143V142H228ZM233 143V142H232ZM241 143H242V141H241ZM245 143V142H244ZM154 144V143H153ZM159 144H160V142H159ZM166 144V143H165ZM190 144V143H189ZM211 144V145H212ZM238 144V143H237ZM146 145V143L144 144V145H139V150H140V146L142 147V146H145ZM173 145V144H172ZM172 145H170L171 147H172ZM206 145V144H205ZM218 145V144H217ZM229 145V144H228ZM235 145V144H234ZM242 145V144H241ZM153 147H154V145H152ZM159 146V145H158ZM214 146H215V144H214ZM214 146H212L213 147V149H214ZM220 146V145H219ZM224 146V145H223ZM231 146H233V144H231ZM230 146V147H231ZM245 146V145H244ZM149 147V146H148ZM147 147V148H148ZM160 148H158V149H161V147H162V145H160L159 146ZM166 147H167V145H166ZM169 147V146H168ZM188 147H190L189 145H188ZM187 147V148H188ZM221 147V146H220ZM238 147V146H237ZM143 148H145V147H143ZM146 148V149H147ZM186 148V149H187ZM198 148H200V145H199V147ZM203 148V147H202ZM227 148V147H226ZM228 148H229V146H228ZM244 148V147H243ZM145 149V150H146ZM149 149V148H148ZM153 149V148H152ZM156 149V148H155ZM155 149H153V150H155ZM204 149V148H203ZM211 149V148H210ZM216 149V148H215ZM231 149V148H230ZM229 149V150H230ZM248 149V150H249ZM144 150V151H145ZM176 150V149H175ZM178 150V149H177ZM176 150V151H177ZM189 150H191V147L189 148ZM199 150V149H198ZM197 150V151H198ZM218 150V149H217ZM223 150V149H222ZM227 150V149H226ZM229 150H227V151H229ZM234 150V149H233ZM236 150V149H235ZM238 150V149H237ZM141 151V150H140ZM156 151V150H155ZM208 151V150H207ZM143 152V151H142ZM148 152V151H147ZM154 152V151H153ZM152 152V153H153ZM157 152V151H156ZM169 152H171V151H169ZM173 152V151H172ZM171 152V153H172ZM179 152V151H178ZM190 152V151H189ZM199 152V151H198ZM210 152H211V150L209 151V154H210ZM214 152V151H213ZM216 152V151H215ZM233 152V151H232ZM261 152V151H260ZM151 153V152H150ZM151 153V154H152ZM163 153V152H162ZM196 153V152H195ZM142 153H140V155H141ZM166 154V153H165ZM164 154V155H165ZM232 154V153H231ZM231 154H229V155H231ZM150 155V154H149ZM153 155V154H152ZM151 155V156H152ZM156 155V154H155ZM180 155H181V153H180ZM190 156L192 155V154H189ZM142 156V155H141ZM145 156H147V155H145ZM154 156V155H153ZM167 156V155H166ZM169 156V155H168ZM171 156H172V154H171ZM171 156H169V157H171ZM176 156V155H175ZM207 156V155H206ZM226 156V155H225ZM181 157H182V155H181ZM180 157V158H181ZM192 157V156H191ZM191 157H190V159H191ZM204 158V157H203ZM208 158H209V156H208ZM215 158V157H214ZM218 158H219V156H218ZM222 158H224V157H222ZM141 159H143V158H141ZM147 159V158H146ZM151 159H152V157H151ZM151 159H150V162H149V164H151ZM160 159V158H159ZM163 159V158H162ZM165 159V158H164ZM168 159V158H167ZM166 159V160H167ZM210 159V158H209ZM228 159V158H227ZM148 160L149 159H147V160H145L144 159V162L145 161H147L146 163H147V165H149L148 164ZM179 160V159H178ZM192 160H193V158H192ZM195 160H197L196 158H195ZM195 160H193L194 161V163H195ZM211 160H212V157H211ZM244 160H247L248 161V165H246V166H249L248 167V170H250L251 172L253 171V175H254V177H255V179H253V186H254V188L252 189V191L254 192V193H258V195H259V197L260 198H257V202H259L260 204H261V208H259V209H256L255 211H253L254 213V215H256L257 213H259L260 211H263V213H264V167H262L261 169L260 168H258V165L255 163V161L254 160H252V158L248 155V156H245L244 157ZM142 161V160H141ZM168 162H169V160H167ZM181 161H183L182 159H181ZM184 161H185V159H184ZM157 162H158V160H157ZM189 162V161H188ZM202 162V161H201ZM208 162V161H207ZM145 163V164H146ZM153 163V162H152ZM177 163L178 162H176V165H177ZM205 163V162H204ZM204 163H203V165H204ZM179 164H182V163H180L179 162ZM187 164V163H186ZM188 164H190L191 165V163H188ZM196 164H198V163H196ZM208 164V163H207ZM221 164V163H220ZM224 164V163H223ZM175 165V166H176ZM184 165H185V163H184ZM192 165H194L195 166V164H193L192 163ZM236 165V164H235ZM172 166V165H171ZM175 166H174V168H175ZM180 165H177V167H179ZM186 167L188 166V165H185ZM185 166H183L184 168H185ZM193 166V167H194ZM198 167H199V165H197ZM208 166V165H207ZM206 166V167H207ZM229 166V165H228ZM148 167V166H147ZM157 167V166H156ZM155 167V168H156ZM166 167V166H165ZM192 167V168H193ZM211 167V166H210ZM224 167V166H223ZM154 168V167H153ZM154 168V169H155ZM162 168V167H161ZM187 168H189V167H187ZM187 168H185V171H186V169ZM221 168V167H220ZM243 168V167H242ZM156 169H159V168H156ZM194 169H196L195 167H194ZM167 170V169H166ZM169 170V169H168ZM182 170V169H181ZM197 170V169H196ZM205 170V169H204ZM214 170H216V169H214ZM214 170H210V171H214ZM156 171V170H155ZM184 171V172H185ZM189 171H190V169H189ZM206 171V170H205ZM217 171V170H216ZM216 171H214V172H216ZM223 172H224V170H222ZM242 171V170H241ZM157 172V171H156ZM169 172V171H168ZM207 172V171H206ZM238 172V171H237ZM191 173V172H190ZM200 173H202V172H200ZM218 173V172H217ZM150 174L151 175H153V177H152V179H148L147 177H148V175H149V178L151 177L150 176ZM175 174V173H174ZM195 174V173H194ZM204 174V173H203ZM206 174H208V172L206 173ZM222 174V173H221ZM247 174H248V172H247ZM177 175H178V173H177ZM180 175V174H179ZM193 175V174H192ZM191 175V176H192ZM205 175V174H204ZM240 175H242V173H240ZM244 175V174H243ZM243 175H242V177H243ZM207 176V175H206ZM212 176V175H211ZM214 176H216V174L214 175ZM234 176H235V174H234ZM239 176V175H238ZM249 176H251L250 174H249ZM190 177V176H189ZM204 177V176H203ZM202 177V178H203ZM245 177V176H244ZM178 178H180V176L178 177ZM236 178V177H235ZM183 179V178H182ZM190 178H188V180H189ZM200 179H201V177H200ZM204 179V178H203ZM207 179H208V177H207ZM223 179V178H222ZM184 180V179H183ZM191 180V179H190ZM199 180V179H198ZM198 180H197V182H198ZM218 180V179H217ZM238 180V182L240 181L241 182V180H239V179H237ZM185 181V180H184ZM202 181V180H201ZM216 181V180H215ZM182 182V181H181ZM195 182V181H194ZM196 182V183H197ZM203 182V181H202ZM204 182H207V180L206 181H204ZM245 182V181H244ZM243 182V183H244ZM180 183V182H179ZM192 183H193V181H192ZM199 183V182H198ZM218 183V182H217ZM200 184V183H199ZM202 184V183H201ZM200 184V185H201ZM205 184V183H204ZM203 184V185H204ZM236 184H238V183H236ZM179 186H180V184H178ZM191 185H195V183L194 184H191ZM239 185V184H238ZM252 185V184H251ZM176 186V185H175ZM179 186H178V189H179ZM183 186H184V184H183ZM185 186H186V184H185ZM184 186V187H185ZM236 187H237V185H235ZM55 187H56V190H58L59 191V193L62 195V198H63V201L64 202H69L70 203V207H72L73 209H75L74 207V204H73V202H72V199L70 198V196H69V194L67 193V191H66V189L62 186V185H60V183H58V182H56V184H55ZM188 185L185 187L186 189H188ZM245 187V186H244ZM200 188H201V186H200ZM231 188V187H230ZM107 189V190H108ZM178 189H177V191H178ZM244 189L245 188H241V190H243L244 191ZM247 189V188H246ZM203 190V189H202ZM201 190V191H202ZM234 190V189H233ZM247 190H249V189H247ZM176 191V192H177ZM197 191V190H196ZM200 191V192H201ZM209 191V190H208ZM205 192H207V190L205 191ZM205 192H204V190L201 192V194L203 193V195H205V197L204 198H206V196H208L209 194L208 193H206L205 194ZM214 192V191H213ZM240 192H242V191H240ZM246 191H244V193H245ZM118 193H121L123 196H124V198H125V200L127 201V203H128V205L127 206H125V207H123V208H121V211H118L119 209H117L116 208V206H115V196L118 194ZM179 193H180V191H179ZM188 193H189V189H188ZM191 193H192V191H191ZM198 193V192H197ZM236 193V192H235ZM182 194V193H181ZM184 194V193H183ZM200 194V193H199ZM208 194V195H207ZM185 195V194H184ZM203 195H201V196H203ZM212 195V194H211ZM210 195V196H211ZM250 195H252V194H250ZM249 195V196H250ZM178 196V195H177ZM187 196V195H186ZM197 196V195H196ZM209 196V197H210ZM213 197H214V195H212ZM211 196V197H212ZM215 196H216V194H215ZM243 196V195H242ZM192 197V196H191ZM190 197V198H191ZM198 197V196H197ZM240 199L239 200H241V196H238ZM244 197V196H243ZM242 197V198H243ZM110 198H112L111 196H110ZM237 198V197H236ZM246 198V197H245ZM174 199V198H173ZM188 199V198H187ZM200 199V198H199ZM207 199H208V197H207ZM201 200V199H200ZM209 200H212V199H210L209 198ZM243 200V199H242ZM241 200V201H242ZM254 200V199H253ZM208 201V200H207ZM216 201L217 200H215V204H216ZM240 201V202H241ZM248 201V200H247ZM247 201H246V203H247ZM205 202V201H204ZM209 202V201H208ZM207 202V203H208ZM211 202V201H210ZM210 202L208 203V205L210 204ZM218 202V201H217ZM234 202H235V199H234ZM240 202H238V203H240ZM242 203H245V202H243L242 201ZM168 205V206H169ZM200 205V204H199ZM214 205V204H213ZM217 205V204H216ZM228 205V204H227ZM168 206H167V208H168ZM206 206V205H205ZM229 206V205H228ZM236 206H237V202H236ZM199 207V206H198ZM214 207H215V205H214ZM217 208H218V206H216ZM241 207V206H240ZM169 208H170V206H169ZM203 208V207H202ZM205 208V207H204ZM207 208V207H206ZM205 208V209H206ZM216 208V209H217ZM238 208V207H237ZM237 208L236 209H234L235 211L237 210ZM223 209V208H222ZM225 209V208H224ZM179 210H181V209H179ZM199 210V209H198ZM203 210V209H202ZM212 210H214V208H213V206H212ZM220 210V209H219ZM199 211H201V209L199 210ZM205 211H207V210H205ZM217 211H218V209H217ZM55 212V211H54ZM202 212V211H201ZM208 212H209V210H208ZM210 212H211V207H210ZM215 212H216V210H215ZM226 212V211H225ZM186 213H188L187 211H186ZM198 213V212H197ZM228 213V212H227ZM236 213V212H235ZM250 213H252V212H250ZM249 213V214H250ZM172 214V213H171ZM175 213H173V215H174ZM189 214V213H188ZM208 214V213H207ZM211 214H213V213H210V215L209 216H207L208 217V219H210V216L212 217V215ZM260 214H262V212L260 213ZM46 215V214H45ZM80 215H82V214H80L79 213V216ZM172 215V216H173ZM182 215H183V213H182ZM218 215V216H217ZM230 215L231 216H233L231 213H230ZM244 215V214H243ZM254 215H252L251 217H253V219H254V217H256V216H254ZM83 216V215H82ZM187 216V215H186ZM185 216V217H186ZM189 216V215H188ZM200 216V215H199ZM215 216H217V217H220L219 216V214L217 213V214H215ZM230 216V217H231ZM235 216V215H234ZM249 215H247V217H248ZM177 217V216H176ZM179 217V216H178ZM206 217V216H205ZM204 217V218H205ZM229 217V216H228ZM230 217H229V219H230ZM238 217V216H237ZM236 217V218H237ZM250 217V218H251ZM199 218V217H198ZM197 218V219H198ZM232 218V217H231ZM185 219V218H184ZM190 219H193V218H189V220ZM196 219V217L192 220V221H194ZM202 219V218H201ZM207 219V218H206ZM216 220H217V218H215ZM220 219V218H219ZM218 219V220H219ZM224 219V218H223ZM227 219V218H226ZM232 219H235V218H232ZM238 219V218H237ZM188 220V219H187ZM199 220V219H198ZM198 220H197V222H198ZM213 220V219H212ZM217 220V221H218ZM204 221V220H203ZM202 221V222H203ZM208 221V220H207ZM206 221V222H207ZM224 222H223V226H224V223H226L225 222V219L223 220ZM244 221V220H243ZM251 221V220H250ZM249 221V222H250ZM253 221V220H252ZM197 222H196V224H197ZM200 222V221H199ZM220 222H222V218H221V221ZM234 222V221H233ZM257 222V221H256ZM261 222V221H260ZM259 222V223H260ZM39 223V222H38ZM173 223V222H172ZM190 223H191V221H190ZM201 223V222H200ZM204 223V222H203ZM201 224V226L200 227H202V225H204V224ZM218 224H219V221L217 222ZM217 223H214V224H216V225H218ZM235 223V222H234ZM239 223H241V222H239ZM251 223V222H250ZM253 223V222H252ZM258 223V224H259ZM193 224L194 225H196L195 224V221L193 222ZM186 225V224H185ZM198 225V224H197ZM206 225V224H205ZM240 225V224H239ZM211 226H213L212 224L210 225V227ZM221 226H222V223H221ZM226 226V225H225ZM228 226V225H227ZM237 226H238V224H237ZM217 227V226H216ZM247 227V226H246ZM249 227V226H248ZM207 228H208V226H207ZM212 228V227H211ZM238 228V227H237ZM219 229V227L217 228V230ZM236 229V228H235ZM240 229V228H239ZM239 229H238V231H239ZM225 230V229H224ZM231 230H232V228H231ZM230 230V231H231ZM219 231L220 230H218V233H219ZM238 231H236V232H238ZM190 232V231H189ZM199 232V230L197 231V233ZM221 232H223V229L221 230ZM220 232V233H221ZM245 232V231H244ZM204 233V232H203ZM215 233H217V232H215ZM224 233H226V230L224 231ZM228 233H230V232H227L225 235H227ZM235 233V232H234ZM239 233H241V231H239ZM253 233V232H252ZM231 234V233H230ZM243 234V233H242ZM215 235V234H214ZM213 235V236H214ZM225 235H223L222 234V236H225ZM239 235V234H238ZM248 235H250L251 236V234H248ZM253 235V234H252ZM195 236V235H194ZM216 236V235H215ZM217 236H219V234L217 235ZM221 236V235H220ZM222 236H221V238H222ZM227 236H229L230 238H228L229 240L231 239H233L234 237H232L231 238V235H227ZM227 236H225V238L227 237ZM232 236H233V234H232ZM249 237V236H248ZM211 238H212V236H211ZM242 238V237H241ZM246 238V237H245ZM213 239V238H212ZM217 239H219V238H217ZM252 239H253V237H252ZM222 240V239H221ZM223 240H224V238H223ZM235 240L236 239H234V240H232V241H234L235 242ZM238 240V239H237ZM236 240V241H237ZM241 240V239H240ZM242 240H243V238H242ZM245 240H248V239H245ZM212 241V240H211ZM214 241V245H215V239L213 240ZM217 241V240H216ZM223 242V241H222ZM221 242V243H222ZM240 242V241H239ZM247 242H250L249 240L247 241ZM217 243H218V241H217ZM220 243V244H221ZM224 243V242H223ZM236 243V242H235ZM211 244V243H210ZM213 244V243H212ZM236 244H240L241 245V243H236ZM249 244V243H248ZM260 244H261V242H260ZM263 245V244H262ZM131 246V247H132ZM209 246V245H208ZM211 246V245H210ZM224 246H226V244L224 243ZM131 247H130V249H131ZM212 247H214V246H212ZM218 247V246H217ZM237 247V246H236ZM241 247H242V245H241ZM251 249H252V247L251 246H249ZM263 247V246H262ZM226 248L227 249H229L227 246H226ZM133 249V248H132ZM131 249V250H132ZM217 248H215V250H216ZM221 249V248H220ZM219 249V250H220ZM105 250H106V254L108 255L109 254V251L105 248ZM222 250V249H221ZM248 250H250V249H248ZM247 250V251H248ZM212 251V250H211ZM242 251L243 252H245V250H243L242 249ZM253 251H254V249H253ZM135 251H133V253H134ZM204 252V251H203ZM225 252V251H224ZM229 252H231V251H229ZM240 252V255H241V250H239L238 251V253ZM251 252H252V250H251ZM258 252V251H257ZM263 252H264V249H263ZM210 253V252H209ZM213 253H214V251H213ZM213 253H210V255H212ZM246 253V252H245ZM250 254V253H249ZM261 254H264V253H261ZM207 255L209 256V254L207 253ZM228 253H227V257H228ZM232 255V254H231ZM238 257H239V254L237 255ZM251 256V255H250ZM138 257V256H137ZM203 257V258H202ZM235 257H236V255H235ZM207 258V257H206ZM206 258H204V259H206ZM210 257H208V259H209ZM241 258V257H240ZM259 258H260V256H259ZM207 259V260H208ZM211 259V258H210ZM225 259V258H224ZM227 259V258H226ZM214 260H215V258H214ZM221 260H222V258H221ZM237 260H238V258H237ZM206 261V260H205ZM209 261V260H208ZM211 261V260H210ZM213 261V260H212ZM225 261V260H224ZM227 261V260H226ZM241 261V260H240ZM255 261V260H254ZM223 262V261H222ZM233 263H234V261H232ZM235 262H236V260H235ZM256 262V261H255ZM212 263V262H211ZM233 263H231V264H233ZM240 263V262H239ZM239 263H237L236 262V264H239ZM241 263H243V262H241ZM240 263V264H241ZM245 263V262H244ZM204 264H207V263H204ZM214 264V263H213ZM218 264V263H217ZM225 264H230V262H228V263H225ZM235 264V263H234ZM255 264V263H254ZM259 264V263H258Z\"/></svg>",
  "mask_w": 264,
  "mask_h": 264
}]
</instances>
